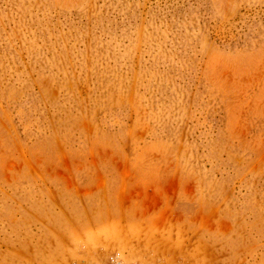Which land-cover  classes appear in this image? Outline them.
<instances>
[{"label":"rangeland","instance_id":"rangeland-1","mask_svg":"<svg viewBox=\"0 0 264 264\" xmlns=\"http://www.w3.org/2000/svg\"><path fill=\"white\" fill-rule=\"evenodd\" d=\"M113 254L264 264V0H0V264Z\"/></svg>","mask_w":264,"mask_h":264},{"label":"built area","instance_id":"built-area-1","mask_svg":"<svg viewBox=\"0 0 264 264\" xmlns=\"http://www.w3.org/2000/svg\"><path fill=\"white\" fill-rule=\"evenodd\" d=\"M83 264H144L142 262H126L119 254H113L104 262H85Z\"/></svg>","mask_w":264,"mask_h":264},{"label":"bare ground","instance_id":"bare-ground-1","mask_svg":"<svg viewBox=\"0 0 264 264\" xmlns=\"http://www.w3.org/2000/svg\"><path fill=\"white\" fill-rule=\"evenodd\" d=\"M196 255V254H195Z\"/></svg>","mask_w":264,"mask_h":264}]
</instances>
